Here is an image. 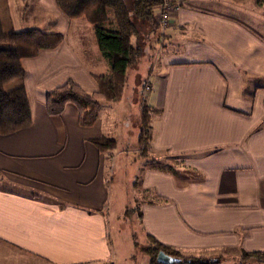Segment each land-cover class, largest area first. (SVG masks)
<instances>
[{
    "label": "crops",
    "instance_id": "1",
    "mask_svg": "<svg viewBox=\"0 0 264 264\" xmlns=\"http://www.w3.org/2000/svg\"><path fill=\"white\" fill-rule=\"evenodd\" d=\"M171 1L166 29H141L154 59L143 80L150 89L132 98L139 129L150 112L151 137L100 152L91 139L114 137L112 103L124 94L105 102L90 127L79 125L73 104L60 115L45 108L46 92L67 80L95 92V76L108 72L91 24L69 19L55 0H33L35 20L21 22L18 10L31 4L5 0L7 30L64 38L23 60L31 124L0 134V264H116L106 212L116 152L143 156L140 190L152 196L138 217L149 238L184 256L228 261L264 251V0ZM158 152L184 156L186 168L155 169Z\"/></svg>",
    "mask_w": 264,
    "mask_h": 264
},
{
    "label": "trees",
    "instance_id": "2",
    "mask_svg": "<svg viewBox=\"0 0 264 264\" xmlns=\"http://www.w3.org/2000/svg\"><path fill=\"white\" fill-rule=\"evenodd\" d=\"M57 7L69 19L84 18L91 24L98 48L109 63L104 75L95 76L97 91L87 92L72 80L46 92L45 108L48 115H60L67 104H73L78 111V123L82 127L92 126L102 109L101 100H119L127 83V71L137 61L142 48L141 29L148 24L152 32L159 31L155 9L160 0H55ZM115 28L108 27L111 16ZM8 20L5 0H0V134L5 135L23 129L31 124V108L25 86L23 60L37 56L42 50L56 48L63 40L61 32H46L40 28L7 30ZM160 27V26H159ZM160 32V31H159ZM134 38V39H133ZM135 40V41H134ZM155 46V45H153ZM146 56V55H145ZM144 86V85H143ZM142 86V88H143ZM150 112L144 108L140 136L148 143ZM100 152H111L116 139L102 135L91 139ZM158 159L152 158L155 169ZM169 173H176L169 169ZM159 200V198H157ZM149 264H159V251L178 256L180 264H264V251H242L228 261L226 258L184 256L153 237L146 249Z\"/></svg>",
    "mask_w": 264,
    "mask_h": 264
},
{
    "label": "rangeland",
    "instance_id": "3",
    "mask_svg": "<svg viewBox=\"0 0 264 264\" xmlns=\"http://www.w3.org/2000/svg\"><path fill=\"white\" fill-rule=\"evenodd\" d=\"M32 1L19 0L21 4H24L23 2L31 4L25 13L18 10V19L21 22L35 20L33 18L35 17V12H33L34 4H32ZM19 2H17V7L19 6ZM110 16L111 19L107 26L115 28L112 12ZM153 59L152 53L148 58L143 54L138 56L137 61L127 71V83L124 89L125 93L123 92V98L116 103L117 105L112 103L119 117L114 120V124L111 121L108 124L109 127L113 126L112 131L115 139H117V149H126L128 147L132 150L138 147L137 139L141 131L137 123L139 109L133 105L134 99L132 97L134 89L138 90L143 85V80L150 77L151 73L149 70H152ZM113 101L116 100H101V104L103 106L105 102L107 104ZM109 106L107 110H109ZM110 110L109 112L112 114L114 110L112 108ZM148 153L154 155L151 152ZM156 155H158L156 166H160L164 173H169L168 170L171 169L176 173L169 174H179L186 168L184 156L171 157L165 152H158ZM143 164V156L140 152H116L113 160V169L109 172L112 192L109 209L106 212H108L107 215L109 214L108 217L110 218L108 220V227L111 233V246L116 256V264H149L150 257L146 249L150 244V238L147 236L138 217L141 203L145 200H150L152 196L140 190L142 180L145 179ZM235 256L234 254L232 257Z\"/></svg>",
    "mask_w": 264,
    "mask_h": 264
},
{
    "label": "built area",
    "instance_id": "4",
    "mask_svg": "<svg viewBox=\"0 0 264 264\" xmlns=\"http://www.w3.org/2000/svg\"><path fill=\"white\" fill-rule=\"evenodd\" d=\"M159 13L156 17L157 23L162 30L166 29L170 23V9L175 7L171 0H160ZM150 89L149 84L145 83L142 92L145 93Z\"/></svg>",
    "mask_w": 264,
    "mask_h": 264
},
{
    "label": "water",
    "instance_id": "5",
    "mask_svg": "<svg viewBox=\"0 0 264 264\" xmlns=\"http://www.w3.org/2000/svg\"><path fill=\"white\" fill-rule=\"evenodd\" d=\"M156 262L159 264H180L182 259L178 256L167 254L164 251H159L156 256Z\"/></svg>",
    "mask_w": 264,
    "mask_h": 264
}]
</instances>
